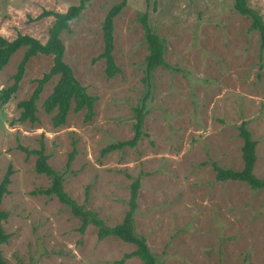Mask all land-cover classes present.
<instances>
[{
    "label": "rangeland",
    "instance_id": "374dc122",
    "mask_svg": "<svg viewBox=\"0 0 264 264\" xmlns=\"http://www.w3.org/2000/svg\"><path fill=\"white\" fill-rule=\"evenodd\" d=\"M81 0H0V36L7 41L28 35L44 43L52 25L44 12L64 13ZM122 0H89L79 18L61 35L64 63L95 97L94 117L68 113L59 128L42 108L57 77L36 102L37 123L18 122L17 104L27 100L52 66L38 55L25 67L18 91L0 106V181L11 166L1 210L8 213L0 246L7 264H117L134 251L109 237L97 240L96 228L78 232L81 222L55 197L33 195L50 185L35 173L36 156L19 147L43 145L48 164L65 173L63 190L95 213L106 226L122 222L129 188L139 177L135 232L145 238L157 264H264V192L240 182H217L211 163L240 171L246 123L256 141L254 175L264 179V50L257 32L233 9L234 0H126L114 20L112 53L120 73L105 76L101 23ZM264 22V0H247ZM165 44L168 68L151 81L144 118L145 137L133 149L101 155L109 144L133 136L132 108L146 91L148 54L138 14ZM24 49L0 71V91L14 80ZM76 151L65 172L68 155ZM87 200L85 201V193ZM123 264H142L137 258Z\"/></svg>",
    "mask_w": 264,
    "mask_h": 264
},
{
    "label": "trees",
    "instance_id": "16d2710c",
    "mask_svg": "<svg viewBox=\"0 0 264 264\" xmlns=\"http://www.w3.org/2000/svg\"><path fill=\"white\" fill-rule=\"evenodd\" d=\"M89 0H81L78 5L69 7L64 13L44 12L39 18L51 16L53 18L52 25L48 30L47 40L42 43L39 40L28 35H17L12 41H7L0 36V71L8 64L11 57L21 49H24L23 56L17 65V71L12 79L13 84L0 91V106L5 105L12 96L16 94L19 88V82L25 72V67L28 62L37 57L51 56L52 66L49 71L42 76L41 79L34 81L36 83L35 90L31 96L17 104L20 110L18 122L37 123L36 118V102L43 91L44 86L53 78L57 77V82L54 85L51 94L45 99L42 108L46 114L54 113L52 117V126L59 128L66 122L68 113L72 110L73 113L85 111L84 121L90 122L94 117L93 107L96 101L95 97L89 96L86 89L80 85L75 79L71 68L64 63V45L61 41V35L69 31L70 24L79 18ZM151 0H145L149 4ZM126 7V0L113 5L106 13L103 22L101 23L103 52L94 59V61H104L105 76L109 79L120 73L119 68L115 65L112 53L114 50L113 33L114 20L118 17ZM234 11L246 18L249 22V30L257 32L259 36V50H264V22L261 16L247 5V0H234ZM138 21L144 31V43L148 51L144 60L142 79L146 86L144 96L140 104L132 108L134 123L132 125L133 136L131 139L122 142L109 144L102 151L101 155L105 156L109 153L124 150L125 148L133 149L146 136L143 131L144 118L147 114L146 101L150 96L151 81L154 72L158 68H168L165 62V44L164 41L152 30L148 23V13L138 14ZM239 137L242 139L243 145L241 148V159L243 167L240 171L231 169H222L215 163H211L212 170L215 173V181L217 182H240L248 185L252 190H260L264 192V179H259L254 175V167L256 163V141L251 137V133L247 129L246 123L242 122L238 127ZM27 156L35 155V173L46 176L50 185L46 189H38L33 195H44L47 197H55L59 203L69 209L72 216L81 222L78 232L83 234L88 226H94L97 230L96 236L98 241L105 238L113 237L123 243L133 245L134 251L125 254L117 264H123L131 258L139 259L142 264H157L156 257L150 252L146 245L145 238L135 232L134 218L137 209L138 191L140 188V178H135L129 188V200L127 202L128 210L125 212L123 220L120 224L114 227H108L98 218V216L85 209L84 205L77 204L64 190L63 180L65 173L54 171L48 164L49 157L45 154L44 147L40 144L39 149L29 151L26 148L19 147ZM76 151L68 155V160L65 167V172L69 170L71 163L74 160ZM13 174L11 166L7 168L2 180L0 181V206L8 192L10 185V176ZM85 201L87 200V192L85 193ZM8 218V213L0 208V246L8 242L9 235L3 230V222ZM0 264H7L0 252Z\"/></svg>",
    "mask_w": 264,
    "mask_h": 264
}]
</instances>
